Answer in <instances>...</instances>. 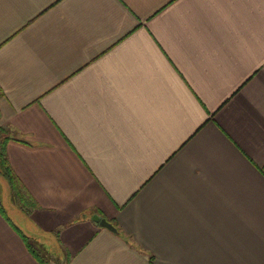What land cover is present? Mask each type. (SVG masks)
I'll return each mask as SVG.
<instances>
[{
	"label": "crops",
	"instance_id": "0c3cea01",
	"mask_svg": "<svg viewBox=\"0 0 264 264\" xmlns=\"http://www.w3.org/2000/svg\"><path fill=\"white\" fill-rule=\"evenodd\" d=\"M0 132V264H264V0H0Z\"/></svg>",
	"mask_w": 264,
	"mask_h": 264
},
{
	"label": "trees",
	"instance_id": "16d2710c",
	"mask_svg": "<svg viewBox=\"0 0 264 264\" xmlns=\"http://www.w3.org/2000/svg\"><path fill=\"white\" fill-rule=\"evenodd\" d=\"M0 167H1V172L3 175L6 177V179L9 181V184L15 191H19V186L17 183V180L15 178L14 173L12 172L9 164L7 163L4 154L1 152L0 153ZM0 211L3 212L2 206L0 204Z\"/></svg>",
	"mask_w": 264,
	"mask_h": 264
},
{
	"label": "rangeland",
	"instance_id": "374dc122",
	"mask_svg": "<svg viewBox=\"0 0 264 264\" xmlns=\"http://www.w3.org/2000/svg\"><path fill=\"white\" fill-rule=\"evenodd\" d=\"M0 135H1V132H0ZM7 181L4 177H2L0 175V187H1L0 192L2 193V198L5 200V204L8 205V201H9L8 196H9L10 192H13V194H15V192L13 190L11 191V189L8 185L9 181H8V183H7Z\"/></svg>",
	"mask_w": 264,
	"mask_h": 264
},
{
	"label": "water",
	"instance_id": "95a60500",
	"mask_svg": "<svg viewBox=\"0 0 264 264\" xmlns=\"http://www.w3.org/2000/svg\"><path fill=\"white\" fill-rule=\"evenodd\" d=\"M93 220L97 221L100 225L107 227L112 231H116L115 226L106 218L99 217L98 215L94 214L91 216Z\"/></svg>",
	"mask_w": 264,
	"mask_h": 264
}]
</instances>
